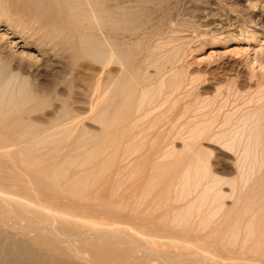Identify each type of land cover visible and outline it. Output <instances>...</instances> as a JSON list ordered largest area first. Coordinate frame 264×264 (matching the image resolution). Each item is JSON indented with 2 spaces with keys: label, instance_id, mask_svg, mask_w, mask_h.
<instances>
[{
  "label": "bare ground",
  "instance_id": "obj_1",
  "mask_svg": "<svg viewBox=\"0 0 264 264\" xmlns=\"http://www.w3.org/2000/svg\"><path fill=\"white\" fill-rule=\"evenodd\" d=\"M124 3L0 0V252L9 264H264V58L247 83L231 76L212 92L183 65L179 29L147 44ZM10 34L27 54L3 42ZM63 61L61 79L33 77ZM80 66L99 134L74 108ZM216 148L232 155L231 177ZM125 162L136 163L125 183L140 180L107 209L94 189L117 198ZM74 166L91 176L69 177Z\"/></svg>",
  "mask_w": 264,
  "mask_h": 264
},
{
  "label": "rangeland",
  "instance_id": "obj_2",
  "mask_svg": "<svg viewBox=\"0 0 264 264\" xmlns=\"http://www.w3.org/2000/svg\"><path fill=\"white\" fill-rule=\"evenodd\" d=\"M124 1L127 3L126 6L130 10L134 9V11H136L135 13L138 14V15L137 14L134 15L135 19L137 18L140 19L141 17L140 19L141 22L139 21V19H137L138 22L135 20V25L136 24L138 25V26L136 25V27L140 26L139 28L140 32L142 33L145 32L144 33L145 35L142 34L141 36L143 38V41L144 39L146 40L145 42L147 44H149L150 42L158 43L159 41H161L162 37L166 36L165 35L166 32L167 34L171 33L170 30L175 26L176 27L174 29L177 28L179 29V33H177V35L175 33L174 35L175 36L174 42L178 43L176 45L180 44L183 45V47L185 46L184 47L185 56L183 58L184 62H182L184 63L183 65L184 66L187 65V67H190V69H193L197 73L198 72L205 73L206 77L210 80L209 90L212 92L214 89L213 87L216 84V81H223V79L225 80L226 78H230L231 76L232 77L238 76L240 81H242L244 84L247 83L252 73L254 72L253 68L257 66L255 62V57L257 56L259 59L264 58V0H136V1L124 0ZM133 2L136 4L134 5ZM132 5H134V8L131 7ZM138 11H140V13H138ZM152 30H154V32H152ZM150 31L153 35L150 33ZM5 32L6 29L4 27H0V37L1 35L5 34ZM148 33H150L151 35H149ZM161 33H162V37H160ZM157 35H159L160 38H158ZM176 37L178 38L176 39ZM5 41H9V42L11 41L13 43V51H17V55H21V52L23 51V47H22L23 42L21 41V38L19 36H14L13 34L4 36L3 42ZM16 45L18 46L16 47ZM25 50L26 51H23L24 53L28 52V49ZM30 54L34 55L37 58H40L38 51L35 50L31 51ZM63 62L65 67L64 66L62 67L63 65L62 64L61 67H55L53 68L54 70L51 69L52 71L50 69L49 71L46 72L40 71L39 72L40 74L33 71L32 72L34 75L33 77H38V79L40 78L39 80H41V82L45 85H48L55 80L54 79L55 74L58 75L57 76L58 78L60 76L61 79L62 76L65 75L64 73L66 72L68 73L69 71L66 70L69 69L68 66H66V62L65 61ZM188 64H190V66H188ZM91 66L94 69H99L101 65L93 63L91 64ZM84 67L85 66L77 67L76 70L77 72L75 71L74 74L76 78L74 81L75 92L73 93V100H75L74 108L75 109L77 108L76 112H78L77 114L79 116L80 125L83 124L84 126L83 128V126L81 125L82 126L81 130L84 131L85 129L84 132H87V134L89 132H90L89 134L91 133L99 134L101 133V125L99 123H96V121L92 119L91 116L89 117L90 113H88L90 112L89 102L91 99L90 98L91 94L90 91L87 89V87H85L86 84L83 81V79L86 77L85 76L86 71H84L83 69ZM63 68L66 69L62 71ZM257 70L258 68H256V71ZM41 74L44 76H42ZM64 86L65 85L60 87L58 94L59 96L66 98L67 90H65L66 87ZM85 95H90V96H85ZM54 102L57 103L58 101H54ZM51 109L52 107L48 108L45 114L50 113L52 111ZM78 110H80L81 112ZM82 112H84L85 114ZM77 148L78 147H75L76 150L73 152L74 156L80 154V151L78 150L79 148L78 149ZM65 155H67V153H62L61 157L62 156L64 157ZM49 158L50 155L46 153L45 159L48 160ZM231 159H232L231 154H227L221 150H218L217 148L212 154V160L216 166V170H218V173L221 172L226 177H231L233 175ZM124 165L125 167L123 168ZM128 165H131L130 169L128 168L129 167ZM132 165L134 168V165H136V163L132 162L129 164L125 162L122 165V174L120 177H117V175L115 174L116 172L114 174L112 173L114 180L119 179L123 182L124 180L126 181L127 178H130L132 174L131 170L133 169ZM73 168L74 169H72V171L69 172L68 175L69 177H73L82 181L84 180L83 179L84 176L85 177L91 176V175H85L86 170H81L75 166ZM136 177H132L133 179L126 182L127 184L125 183V181L123 182V187H122L123 190L121 189L122 192L119 191L117 198H113L114 195L112 197V192L115 190V187L113 186L110 187L107 186L106 188L105 186H101V183H99L94 190L98 188L97 189L98 191L103 192L104 196L107 198L106 204L108 203V205L105 206L107 209H110L109 205L111 206V204H117L119 203V201H123L126 198V196L129 194V192L133 191L135 187H137L136 182L140 179H137ZM127 188H130V191L126 193L125 197H123L125 195L124 191L126 192ZM229 202L231 204V199L227 201L228 204ZM108 219L109 218L106 219L104 218L99 223L109 222ZM135 225L137 224L136 223L132 224V227L134 228L133 230L137 229L138 227V225L137 227ZM115 227H120V225L117 224ZM132 227L130 224V226L129 225L126 226V229L128 228V230L126 229L124 230H126L130 234L131 233L133 234L134 231H130L132 230ZM83 230L84 229H82L81 231ZM2 241L3 240H0V246L2 247V248L0 247L1 248L0 250L4 249L5 246V244H3L4 241L3 242ZM5 248L8 249L9 248L8 245H6ZM9 251L11 253L10 257L13 258L15 254V250L14 251L9 250ZM1 252H0V263L9 264L8 263L9 261H6L9 256L6 258L3 251ZM37 254L38 251L34 253V257L30 255L31 260L32 258L36 259L35 256Z\"/></svg>",
  "mask_w": 264,
  "mask_h": 264
}]
</instances>
